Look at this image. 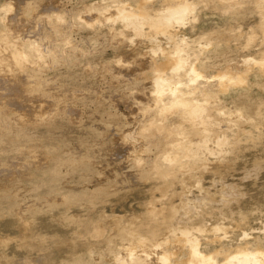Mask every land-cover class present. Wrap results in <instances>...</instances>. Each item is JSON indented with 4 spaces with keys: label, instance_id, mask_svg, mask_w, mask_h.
<instances>
[{
    "label": "clouds",
    "instance_id": "9594fccd",
    "mask_svg": "<svg viewBox=\"0 0 264 264\" xmlns=\"http://www.w3.org/2000/svg\"><path fill=\"white\" fill-rule=\"evenodd\" d=\"M0 264H264V0H0Z\"/></svg>",
    "mask_w": 264,
    "mask_h": 264
}]
</instances>
